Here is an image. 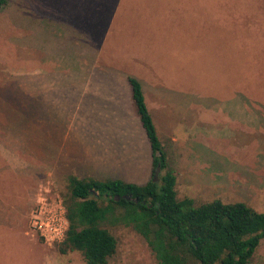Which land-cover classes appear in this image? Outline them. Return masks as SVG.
Returning a JSON list of instances; mask_svg holds the SVG:
<instances>
[{"label": "rangeland", "instance_id": "1", "mask_svg": "<svg viewBox=\"0 0 264 264\" xmlns=\"http://www.w3.org/2000/svg\"><path fill=\"white\" fill-rule=\"evenodd\" d=\"M128 77L141 85L178 200L264 211V0H8L0 264H85L30 227L41 184L64 201L68 176L154 180ZM106 228L117 241L108 264H156L130 227ZM251 264H264V238Z\"/></svg>", "mask_w": 264, "mask_h": 264}, {"label": "trees", "instance_id": "2", "mask_svg": "<svg viewBox=\"0 0 264 264\" xmlns=\"http://www.w3.org/2000/svg\"><path fill=\"white\" fill-rule=\"evenodd\" d=\"M8 0H0L2 9ZM131 98L150 143L158 181L139 186L120 179L68 176L64 205L68 220L59 251L81 253L85 264H108L117 241L107 227H130L147 244L156 264H251L264 238V211L244 203L214 200L195 206L176 198L169 165L137 79L128 77Z\"/></svg>", "mask_w": 264, "mask_h": 264}, {"label": "built area", "instance_id": "3", "mask_svg": "<svg viewBox=\"0 0 264 264\" xmlns=\"http://www.w3.org/2000/svg\"><path fill=\"white\" fill-rule=\"evenodd\" d=\"M30 227L49 246L61 243L65 238L68 229L66 208L49 181L41 184L35 194Z\"/></svg>", "mask_w": 264, "mask_h": 264}, {"label": "crops", "instance_id": "4", "mask_svg": "<svg viewBox=\"0 0 264 264\" xmlns=\"http://www.w3.org/2000/svg\"><path fill=\"white\" fill-rule=\"evenodd\" d=\"M156 96H159L162 100H167L166 98H164V97H162L161 95H158V94H155ZM180 130V128H177L176 127V125H175V127H174V129H173V131H172V136L173 137H178L177 135H176V133L178 132ZM183 130V129H182ZM13 162H11V164H12Z\"/></svg>", "mask_w": 264, "mask_h": 264}, {"label": "water", "instance_id": "5", "mask_svg": "<svg viewBox=\"0 0 264 264\" xmlns=\"http://www.w3.org/2000/svg\"><path fill=\"white\" fill-rule=\"evenodd\" d=\"M159 171H160V168L157 167L156 170H155L156 174H155V177H154V180H153L154 182L157 180L156 176L159 173Z\"/></svg>", "mask_w": 264, "mask_h": 264}]
</instances>
